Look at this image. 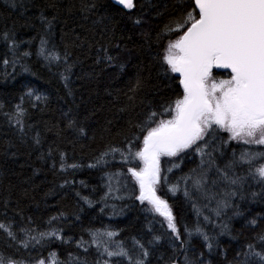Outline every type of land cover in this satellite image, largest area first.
<instances>
[{"label": "trees", "instance_id": "16d2710c", "mask_svg": "<svg viewBox=\"0 0 264 264\" xmlns=\"http://www.w3.org/2000/svg\"><path fill=\"white\" fill-rule=\"evenodd\" d=\"M134 5L0 0L4 264H264V182L255 176L264 157L240 159L264 146L229 140L214 126L197 142L203 151L193 145L160 157L155 192L179 239L137 199L128 169L143 163L134 154L149 128L171 119L165 109L183 97L163 57L190 26L182 23L188 13H198L193 0ZM214 76L229 73L214 70ZM225 171L242 181L231 185ZM105 248H123L127 256L109 257Z\"/></svg>", "mask_w": 264, "mask_h": 264}, {"label": "snow or ice", "instance_id": "6c2138e0", "mask_svg": "<svg viewBox=\"0 0 264 264\" xmlns=\"http://www.w3.org/2000/svg\"><path fill=\"white\" fill-rule=\"evenodd\" d=\"M116 2L125 9L135 6L134 0ZM194 2L198 18L188 13L182 23L190 26L169 44L163 57L170 71L179 74L183 97L175 101L174 107L165 109L172 113L171 119L160 120L143 137V147L134 156L143 162L144 167L138 171L128 169L141 189L137 199L148 200L155 211L167 219L168 228L177 239L180 234L172 213L166 201L155 194L154 185L160 181V157L175 156L193 145L197 146V151H203L197 142L204 140L214 126L227 132L229 140L264 146V0ZM181 26L178 24L174 30L178 31ZM54 58L59 59L58 56ZM214 70H228L229 78L217 79ZM156 115L152 113L150 119ZM257 157H264V152L245 151L240 159L251 163ZM255 176L264 182V164L255 169ZM223 178L231 185H237L243 179L231 178L226 171ZM196 184L199 185L200 180ZM172 190L175 191V187ZM228 195L235 196L236 192ZM221 206L229 207L226 201ZM4 227L0 224V229ZM196 231L200 232V229ZM106 235L112 237L115 234L108 232ZM203 238L209 240L206 234ZM207 246L212 247L211 243ZM105 252L109 257L127 256L123 248L117 251L105 248ZM0 264L4 262L0 261ZM39 264H45V261L41 260ZM51 264L56 262L53 260Z\"/></svg>", "mask_w": 264, "mask_h": 264}, {"label": "water", "instance_id": "95a60500", "mask_svg": "<svg viewBox=\"0 0 264 264\" xmlns=\"http://www.w3.org/2000/svg\"><path fill=\"white\" fill-rule=\"evenodd\" d=\"M109 1H111L113 4H115V5H117V6H119V7H121V8H123V9H125L122 5H119L117 2H116V0H109ZM193 2H194V0H193ZM194 7H195V2H194ZM195 9H196V11H197V13H198V9L195 7ZM125 10H127V9H125ZM186 31V30H185ZM217 71H223V72H228V70H217ZM229 73V72H228ZM177 77H178V79H179V83H180V76H179V74L178 73H174ZM181 86V85H180ZM181 88H182V91H183V87L181 86ZM142 147H143V144H142ZM142 147H141V149H142ZM143 163V162H142ZM143 167H144V165H143ZM135 179V178H134ZM136 180V179H135ZM136 182H137V185H138V190H139V196L141 195V189H140V186H139V183H138V181L136 180Z\"/></svg>", "mask_w": 264, "mask_h": 264}, {"label": "rangeland", "instance_id": "374dc122", "mask_svg": "<svg viewBox=\"0 0 264 264\" xmlns=\"http://www.w3.org/2000/svg\"><path fill=\"white\" fill-rule=\"evenodd\" d=\"M166 54H167V52H166ZM155 185H156V184H155ZM155 185H154V188H155ZM155 194H156V192H155ZM156 196H157V194H156ZM144 201L147 202V203L152 207L153 211H154L156 214H158L159 216H161L162 218H164V219L166 220V222L168 223L167 219H166L164 216L160 215L158 212L155 211L154 206H153L151 203H149L148 200H144Z\"/></svg>", "mask_w": 264, "mask_h": 264}]
</instances>
